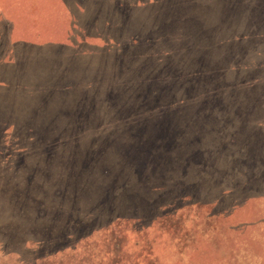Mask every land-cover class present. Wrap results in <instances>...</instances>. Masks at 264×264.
<instances>
[{
    "label": "rangeland",
    "instance_id": "374dc122",
    "mask_svg": "<svg viewBox=\"0 0 264 264\" xmlns=\"http://www.w3.org/2000/svg\"><path fill=\"white\" fill-rule=\"evenodd\" d=\"M0 264H264V0H0Z\"/></svg>",
    "mask_w": 264,
    "mask_h": 264
}]
</instances>
